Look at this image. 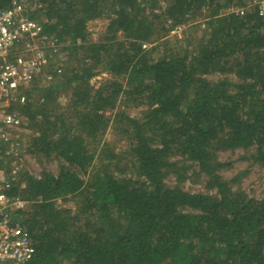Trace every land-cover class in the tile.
I'll use <instances>...</instances> for the list:
<instances>
[{"label":"trees","instance_id":"obj_1","mask_svg":"<svg viewBox=\"0 0 264 264\" xmlns=\"http://www.w3.org/2000/svg\"><path fill=\"white\" fill-rule=\"evenodd\" d=\"M23 1L59 42H82L66 49L75 66L39 93L44 102L20 108L35 157L56 162L55 172L23 175L25 186L8 192L26 201L18 215L35 249L26 264H264V199L225 179L218 160L241 151L264 168V19L219 15L246 0ZM204 9L183 53L152 57L147 45ZM102 17L104 41H87V23ZM102 73L111 80L91 86ZM69 87L64 117L57 99ZM120 96V109L141 108L139 117L109 116ZM110 121L115 141L104 139ZM200 177L206 192L184 190ZM68 199L75 211L57 205Z\"/></svg>","mask_w":264,"mask_h":264},{"label":"built area","instance_id":"obj_2","mask_svg":"<svg viewBox=\"0 0 264 264\" xmlns=\"http://www.w3.org/2000/svg\"><path fill=\"white\" fill-rule=\"evenodd\" d=\"M29 3L13 0L8 8H0V264H26L35 253L22 214L18 215L26 201L8 194L25 186L23 175L39 180L43 172L37 169L30 120L20 108L35 99L44 102L39 93L64 74L57 59L68 47L82 43L79 38L59 42L47 33L30 17L34 7ZM251 12L264 19V0L230 4L223 14L239 17Z\"/></svg>","mask_w":264,"mask_h":264},{"label":"rangeland","instance_id":"obj_3","mask_svg":"<svg viewBox=\"0 0 264 264\" xmlns=\"http://www.w3.org/2000/svg\"><path fill=\"white\" fill-rule=\"evenodd\" d=\"M30 4V3H29ZM161 5L165 6V3H162ZM224 9L223 8L219 13V15H224ZM200 14V15H199ZM199 15L197 20H194L190 25L188 24H181L178 29L170 28L168 29V32H166L159 40L152 43L151 45H147V47H155V50H153V53H151L153 58L159 57L163 55V51H181L184 52L187 44H188V37H199L200 32L198 30H201L203 27V23H205V17H207L206 9L200 11L197 13ZM43 19V18H42ZM169 22H166V27L168 28ZM201 26L199 28L196 27V24ZM108 24V19L105 17L89 21L87 23V41L89 42H99L104 41L105 35H107L106 28ZM194 27V28H192ZM116 40H121L122 35L120 32L116 33ZM72 49H69V51H65L62 55V58H58L57 63H62V67L64 69V72L67 71L66 66L72 68L75 66V63L73 60H71V56L73 55ZM81 54L80 51L77 52L76 56L79 57ZM67 73V72H66ZM232 77V76H230ZM205 78L209 80L215 81L216 79L220 78V75L217 73H211L205 76ZM64 80V77L61 79V81ZM107 80H111V77L107 73H102L97 76H94L90 79V85L94 88L99 87L102 83L104 84ZM70 95L71 90L69 88H64L61 94L59 95V98L57 99V107L56 110L58 114H64V117H69V113L71 115L70 109H68V105L70 104ZM122 102V96L119 97V103L116 105V110L112 111L109 116L112 118L114 113L116 111L124 112L129 117H139L141 108H134V107H128L125 109H120V104ZM108 129L106 130L104 139L106 141H115L116 136L113 132V126L112 121L108 124ZM125 143L120 142L116 145V148L114 149L115 152H118L120 150L125 149L124 147ZM243 153L241 151H232V152H221L218 153V160L222 163H224V167L222 168L220 174L225 179L230 178H238L239 185L238 187L244 191V193L254 199H264V168L258 166L257 164H253L248 160H245L242 158ZM37 163V169L40 171H50L55 172L56 171V162L55 161H40L38 158H36ZM37 170V171H38ZM167 183L169 185H172L174 183L173 176H169L167 178ZM183 188L185 191L190 193H197V192H206L205 189V179L203 177H200V179L195 180L194 178L187 179L184 184ZM76 201L77 199H68L66 201L59 200L57 201V205L62 208L71 209L72 211H75L76 208Z\"/></svg>","mask_w":264,"mask_h":264}]
</instances>
